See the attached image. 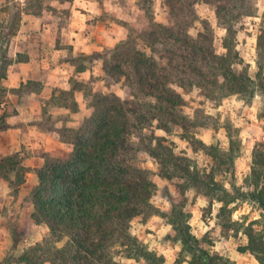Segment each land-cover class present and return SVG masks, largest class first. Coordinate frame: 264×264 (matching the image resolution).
Here are the masks:
<instances>
[{"label":"trees","instance_id":"1","mask_svg":"<svg viewBox=\"0 0 264 264\" xmlns=\"http://www.w3.org/2000/svg\"><path fill=\"white\" fill-rule=\"evenodd\" d=\"M202 1L215 7L218 25L225 29L223 54L216 52L214 31L207 21H202L204 28L197 35L190 32L198 0H165L168 23L153 20L140 32L149 52L127 40L92 54L104 60L103 68L109 78L124 82L128 88L126 96L91 90L92 115L78 129L61 131L62 140L72 145L70 154L43 155V165L36 171L38 183L28 200L33 205L31 218L47 226L50 234L16 257L18 263L113 264L112 252L118 248L128 251L129 258L139 254L147 264H165L164 256L141 245L130 232L133 219L147 220L162 213L171 226L169 237L182 243L188 264H229L205 246V239L192 233L186 211L187 191L192 188L221 201V212L229 209V191L216 179V171L231 163L227 151L203 143L214 167L201 173L170 144L145 132L156 122L170 133L181 121L184 98L179 89L200 88L210 99L237 94L249 104L259 96L257 114L264 118V29L255 43L257 78L234 68L243 61L237 49L236 23L256 15L257 0ZM152 4L153 0H142L141 7L150 14ZM11 62L7 52L3 53L1 79L6 77ZM83 70L77 67L78 72ZM82 90L84 85L78 82L63 92L60 100L69 106L67 99ZM7 91L0 84V98ZM70 108L76 110L77 103L73 102ZM6 116L0 115V130L9 126ZM141 151L154 158L160 165L159 174L178 188V195L169 196L171 207L166 212L152 201L158 186L154 173L140 164ZM23 161L20 152L0 158V176L10 181L11 187L19 188L26 182L28 170ZM249 186L253 187L249 198L264 210L263 150L253 153ZM231 210L223 221L226 227L234 224ZM255 223L244 228L248 241L242 250L264 264V223L261 228H255Z\"/></svg>","mask_w":264,"mask_h":264},{"label":"rangeland","instance_id":"2","mask_svg":"<svg viewBox=\"0 0 264 264\" xmlns=\"http://www.w3.org/2000/svg\"><path fill=\"white\" fill-rule=\"evenodd\" d=\"M71 1L73 0H0V65L2 54L7 52L11 58L9 48H15L19 42V39H13L15 34L24 35V44L19 43L22 46L28 45L30 40L36 38L32 28L35 15L46 11L50 16H58L61 25L69 19ZM98 2L103 5L104 21L108 25H119L120 34L114 46L128 40L149 52V48L140 37L141 30L153 20L162 24L168 23L169 9L165 0H153L150 14L141 7L142 0ZM257 6L256 15L243 17L236 23L237 49L243 61L234 65L236 70H245L254 79L257 78L258 72L255 43L258 34L264 29V0H257ZM195 7L196 17L191 21V34L195 36L202 31L204 28L202 21H207L214 31L216 52L225 53L222 45L225 29L218 25L215 7L202 0H198ZM107 48L111 47H104L99 51ZM94 52L96 51L90 54L70 52L66 57L71 61L70 75L66 80L68 84L62 83V87L50 85L56 95L49 99L50 101L45 99L46 105L43 107L45 118L55 107L51 103L55 104L56 101L63 103L60 100L63 92L70 90L78 82L84 85V90L75 91L74 96L67 99L69 104L67 113L56 108L57 117L67 115L71 122V125L63 124V129H78L92 115L94 108L91 90L111 96H126L128 88L124 82H116L109 78L103 68L104 60L99 56H92ZM23 55L25 53H19L13 59H23ZM77 67L84 70L78 72ZM3 72L0 68V75ZM3 82V78L0 77V84L3 85ZM66 86L70 89H65ZM31 87L40 86L37 82H30L12 90L20 94ZM179 91L184 98L181 121L170 133L159 128L156 122L145 132L154 134L158 139L170 144L186 163L199 168L201 173L210 172L214 167L210 151L203 143L222 148L231 158L230 164L216 171V179L229 191L227 199L232 202L228 210L232 209L233 226L223 225L230 212L228 210L221 212V201L217 198L209 199L192 188L186 195V211L190 215L192 233L200 239H205L207 242L205 246L213 254L227 259L229 264H260L253 254L242 250L248 241L244 228L251 222H257L254 224L255 228H261V223H264V210L248 196V192L253 188L249 186L253 153L255 150L264 151V118L257 114L260 97L257 96L254 103L249 104L237 94L210 99L200 88ZM6 95L7 93L0 98V105L3 101L10 102V97ZM73 102L77 103L76 110L70 108ZM49 120L43 124L49 126L51 123ZM40 153L45 154L43 151ZM21 155L24 157L23 163L27 170L30 169L25 160L28 153L24 152ZM139 158L141 166L154 173L158 190L152 198L153 203L161 212L168 211L171 207L169 196L179 194L177 186L159 174L160 165L154 158L143 151L139 153ZM37 170L38 168L35 171ZM5 183L9 186V192L3 185ZM32 206L28 195L23 194L22 186L11 187L10 181L0 176V264H24L18 263L15 258L24 250L49 237L48 227L35 223L31 218ZM170 231V223L162 213L154 214L147 220L137 217L132 220L130 226L132 236L144 247L164 256L165 264H188L182 243L171 239ZM62 244L63 241L59 243ZM112 254L113 264H147L139 254L135 258H129L128 251L122 249L116 248Z\"/></svg>","mask_w":264,"mask_h":264},{"label":"crops","instance_id":"3","mask_svg":"<svg viewBox=\"0 0 264 264\" xmlns=\"http://www.w3.org/2000/svg\"><path fill=\"white\" fill-rule=\"evenodd\" d=\"M69 7V19L61 25L58 16H50L46 11L35 15L32 28L36 38L22 46L24 35L21 38L19 33L15 34L13 39L17 38L19 42L15 48H9L11 59L19 53L25 55L23 59L12 60L3 78L10 102L3 101L0 105V115L5 113L9 124L0 130V158L13 152L28 153L25 160L30 169L22 185L24 195H29L38 183L35 170L44 162L40 151L52 156H67L72 151V145L61 137L63 124L71 125V122L67 115L57 117L56 112V108H60L67 113L68 106L59 101L55 104L50 102L55 107L47 118L43 109L45 99L56 95L52 87L68 84L71 61L67 55L70 52L90 54L104 47H113L120 34L119 25H108L104 21L103 5L98 0H73ZM28 82H37L40 87L28 88L20 94L12 90ZM65 89L70 88L66 86ZM48 120L51 122L49 126L43 124ZM3 185L9 192V186Z\"/></svg>","mask_w":264,"mask_h":264}]
</instances>
